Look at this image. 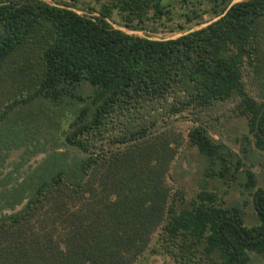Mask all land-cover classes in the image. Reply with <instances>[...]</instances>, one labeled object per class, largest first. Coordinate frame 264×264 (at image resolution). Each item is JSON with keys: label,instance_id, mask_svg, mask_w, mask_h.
<instances>
[{"label": "trees", "instance_id": "16d2710c", "mask_svg": "<svg viewBox=\"0 0 264 264\" xmlns=\"http://www.w3.org/2000/svg\"><path fill=\"white\" fill-rule=\"evenodd\" d=\"M61 146L8 190L26 203L0 221V264L264 261V0H0V160Z\"/></svg>", "mask_w": 264, "mask_h": 264}, {"label": "rangeland", "instance_id": "374dc122", "mask_svg": "<svg viewBox=\"0 0 264 264\" xmlns=\"http://www.w3.org/2000/svg\"><path fill=\"white\" fill-rule=\"evenodd\" d=\"M142 34V32H140ZM178 31H161L158 37H169L177 35ZM221 113L220 111L217 114ZM226 115L222 118L223 124L220 127L233 138L241 137L243 133H249V127L247 119L245 117H231V112L226 111ZM179 123V128L182 130H187L189 124L191 123L189 118H183ZM253 137V135L251 134ZM17 155V152L13 154ZM204 166L203 158L199 155L195 148H189L179 163V170H185V185L188 190L189 195H192L196 190L199 189V185L202 182V169ZM254 170L257 172L260 185H264V153L260 156L259 162H257ZM234 195L228 196L231 200ZM246 222L248 225L257 223L255 211L250 208L246 215ZM141 264H175L173 258L168 254H158V255H148ZM255 264H264L263 260H257Z\"/></svg>", "mask_w": 264, "mask_h": 264}, {"label": "flooded vegetation", "instance_id": "af4514ba", "mask_svg": "<svg viewBox=\"0 0 264 264\" xmlns=\"http://www.w3.org/2000/svg\"><path fill=\"white\" fill-rule=\"evenodd\" d=\"M55 148L50 149L54 151ZM16 152L17 155L14 156L13 154ZM23 152L21 149L4 150L5 157L0 160V221L6 220L9 215L16 213L26 203V200L17 203L15 201L16 193H10L8 190L25 179L31 171L51 154L40 152L30 157L29 160L22 162ZM17 163H20V165L17 166ZM22 176L23 178L20 179ZM17 207L19 208L16 210Z\"/></svg>", "mask_w": 264, "mask_h": 264}, {"label": "water", "instance_id": "95a60500", "mask_svg": "<svg viewBox=\"0 0 264 264\" xmlns=\"http://www.w3.org/2000/svg\"><path fill=\"white\" fill-rule=\"evenodd\" d=\"M183 118H178L168 124H164L163 126H161L160 128H158L157 130H155L154 132L150 133L148 136L156 134L166 128H168L169 126L173 125L174 123L180 122ZM201 125L205 126L210 132L211 134H213L215 137H217L218 139H221L224 143H226L230 148H232L234 151H236L240 156L243 157V151H242V144L241 142H236L235 140L229 138V136H227L226 134H224L222 131L217 130L213 127H210L202 122H200ZM125 142H118V145H122ZM65 146H61V147H57L55 148V150H61L64 149ZM96 149V148H93ZM75 151H77V149H74ZM53 149H50L48 152V155L50 153H52ZM85 154H89V153H85ZM22 177H20V179H22ZM11 185V184H10ZM19 208V207H18Z\"/></svg>", "mask_w": 264, "mask_h": 264}]
</instances>
